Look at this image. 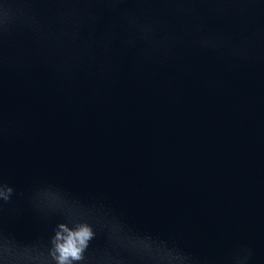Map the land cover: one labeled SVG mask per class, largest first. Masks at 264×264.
<instances>
[{"label":"water","instance_id":"water-1","mask_svg":"<svg viewBox=\"0 0 264 264\" xmlns=\"http://www.w3.org/2000/svg\"><path fill=\"white\" fill-rule=\"evenodd\" d=\"M0 183L22 240L51 184L209 264H264V0H0Z\"/></svg>","mask_w":264,"mask_h":264},{"label":"clouds","instance_id":"clouds-1","mask_svg":"<svg viewBox=\"0 0 264 264\" xmlns=\"http://www.w3.org/2000/svg\"><path fill=\"white\" fill-rule=\"evenodd\" d=\"M136 27L145 38L151 33L150 25ZM13 193L12 186L0 183V207ZM27 201L48 230L22 240L0 229V264H209L171 240L134 230L102 199L86 201L47 184L33 189ZM250 256L251 250L242 248L230 264H248Z\"/></svg>","mask_w":264,"mask_h":264}]
</instances>
